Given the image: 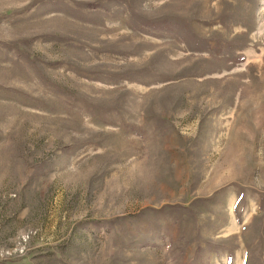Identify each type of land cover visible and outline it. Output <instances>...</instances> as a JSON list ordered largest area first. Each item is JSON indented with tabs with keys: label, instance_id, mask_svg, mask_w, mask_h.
Masks as SVG:
<instances>
[{
	"label": "rangeland",
	"instance_id": "374dc122",
	"mask_svg": "<svg viewBox=\"0 0 264 264\" xmlns=\"http://www.w3.org/2000/svg\"><path fill=\"white\" fill-rule=\"evenodd\" d=\"M0 264H264V0H0Z\"/></svg>",
	"mask_w": 264,
	"mask_h": 264
}]
</instances>
